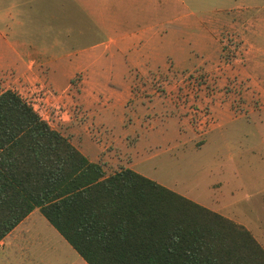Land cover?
<instances>
[{"label": "rangeland", "instance_id": "1", "mask_svg": "<svg viewBox=\"0 0 264 264\" xmlns=\"http://www.w3.org/2000/svg\"><path fill=\"white\" fill-rule=\"evenodd\" d=\"M61 1L0 0V92H17L105 174L130 168L247 224L264 246V0H129L113 19ZM136 29L145 32L141 71L91 82L90 48L108 31ZM114 115L136 126L98 124L114 126ZM174 127L185 143L166 150ZM30 218L16 254L0 247V264H70L71 247L38 210Z\"/></svg>", "mask_w": 264, "mask_h": 264}, {"label": "trees", "instance_id": "2", "mask_svg": "<svg viewBox=\"0 0 264 264\" xmlns=\"http://www.w3.org/2000/svg\"><path fill=\"white\" fill-rule=\"evenodd\" d=\"M34 208L86 264H264L242 224L130 168L105 174L6 89L0 239Z\"/></svg>", "mask_w": 264, "mask_h": 264}, {"label": "crops", "instance_id": "3", "mask_svg": "<svg viewBox=\"0 0 264 264\" xmlns=\"http://www.w3.org/2000/svg\"><path fill=\"white\" fill-rule=\"evenodd\" d=\"M65 1L66 0H63L61 2L64 3ZM73 1L75 2V5L78 7L81 15L83 17H87L90 19H93V18L94 19H113L116 17L124 16V14L115 13V10H116L115 8L117 7V9H118L119 7L123 6V3H125V1L130 2L129 0H73ZM96 24H97V20H96ZM104 26L106 28H108L107 30H109L111 27L108 22H106L104 24ZM108 32H109V34L107 36L106 41L102 44H97V46L94 48L93 47L90 48L91 52L89 54L85 55V57L91 58V60H92L88 64L91 67L90 68V70H91L90 80H91V82H95V83H110V82L125 83L128 79L127 77H128V73H129L131 67H137V69L139 71H141L140 67L144 66L146 63V57H145L146 45L144 42L145 32H144V29H136V30L131 31L129 33L128 32H113V31L112 32L108 31ZM78 62L76 64L73 63L69 67L70 68L74 67V70H75L76 69L75 67L77 65H79ZM55 63H56L55 61L49 62L48 66H52L54 68L52 70L50 69V71L57 70L60 73H65V74H60V75L70 77L69 73L64 72L65 69H61L60 67H58V65H55ZM76 70H78V68ZM52 75H54V76L50 77V78H53V81H63L66 78V77H61L57 74L55 75V72ZM106 92L109 96H114V97L129 96L130 95V91H126V90H123L121 92H119L118 90H106ZM118 105H119V103H118ZM118 105L114 104L113 106L115 107ZM41 118L43 119V117H41ZM118 118L116 117V115H114V119L116 120V122L114 123V126H113V124L110 125L112 118L108 119L107 121L105 120L106 122H104L103 120H100V123H98V124H103L104 126L107 124L108 126H111L114 129H119V131L121 133L128 131L131 128H134V126H136L135 124H130L128 126H125L122 119H120V118L118 119ZM46 122L48 123V121H46ZM162 126L164 127V129H166V126L164 124H162ZM177 128L178 127H174L170 130L171 132H173L174 142H172L171 144H168L169 142H166V145H165L166 150H168L169 147L177 146V145L185 143V138L179 139L180 133L177 131ZM164 129H162V130H164ZM124 134L125 133H123V135ZM131 150L134 153L137 152V149L135 147L132 148ZM86 158L90 161L98 162L97 157L92 158V159L88 158V157H86ZM202 206H204V205H202ZM206 208H208V207H206ZM208 209H210V208H208ZM35 210H38V209L34 208L10 232H8L3 238L0 239V247L1 248L9 246V252L10 253L11 252L14 254L17 253L18 248H20V246H18L17 243L19 241L20 242L24 241V239L26 237L25 232H27L26 230L29 226V223L31 222L30 217ZM210 210H212V209H210ZM212 211H214V210H212ZM215 212H217V211H215ZM217 213L231 219L230 216L226 215L225 213H222L220 211ZM231 220L235 221L234 219H231ZM235 222H237V221H235ZM239 222H237V223H239ZM240 224L243 225V223H240ZM246 225H243V226L247 228ZM22 230H23V232H22ZM256 240L264 248L262 242H260L258 239H256ZM60 254H62V253H60ZM67 254L69 255V257H73V259H74L72 262H70V264H86V262L77 253H76L77 255H73L74 253H67ZM75 256H78V257H75Z\"/></svg>", "mask_w": 264, "mask_h": 264}, {"label": "built area", "instance_id": "4", "mask_svg": "<svg viewBox=\"0 0 264 264\" xmlns=\"http://www.w3.org/2000/svg\"><path fill=\"white\" fill-rule=\"evenodd\" d=\"M28 103V102H27ZM29 104V103H28ZM30 105V104H29ZM35 111V110H34ZM36 112V111H35ZM37 113V112H36ZM44 120H46L44 117H43ZM47 121V120H46Z\"/></svg>", "mask_w": 264, "mask_h": 264}]
</instances>
